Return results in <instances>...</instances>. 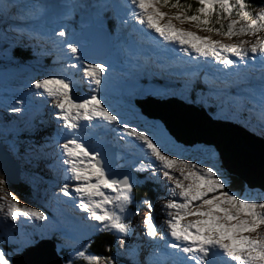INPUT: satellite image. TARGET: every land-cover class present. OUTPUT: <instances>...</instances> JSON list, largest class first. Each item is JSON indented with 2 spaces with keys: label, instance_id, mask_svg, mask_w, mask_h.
<instances>
[{
  "label": "snow or ice",
  "instance_id": "1",
  "mask_svg": "<svg viewBox=\"0 0 264 264\" xmlns=\"http://www.w3.org/2000/svg\"><path fill=\"white\" fill-rule=\"evenodd\" d=\"M76 10L78 22L72 21ZM174 21L239 42L227 45L201 37ZM0 34L5 45L0 73L9 85L27 89L20 97L6 95L5 111L31 113L23 128L0 117V264H25L23 257L42 240L55 241L57 255L34 264H121V256L140 264L139 249L145 246L150 253L144 264H264V200L228 190L225 155L214 141L202 148L211 163H193L158 122L144 119L133 104L144 94L133 87L138 77H179L182 99L206 107L216 119L255 124L264 131V0L258 5L251 0H198L195 11L181 0L54 6L0 0ZM97 49L107 58H90ZM44 56L52 57L56 67L40 78L33 72L44 69ZM76 73L90 86L86 97L75 95ZM147 94L166 99L177 92ZM49 102L56 128L37 140L48 123L43 110ZM106 145L118 149L120 161L131 159L130 171L119 170L123 163L113 166ZM20 165L37 170L33 176L42 165L62 173L51 185L54 189L58 184L59 191L48 198L58 210L69 204L84 215L46 214L21 206L6 186L7 170ZM147 182L166 194L159 212L151 199H135L134 189ZM145 205L148 214L138 230L132 218ZM85 220L95 222L88 225L92 233L115 235L114 254L87 251L91 237L87 244L80 239ZM133 235L141 242L135 247L128 243ZM105 251L112 253V248Z\"/></svg>",
  "mask_w": 264,
  "mask_h": 264
},
{
  "label": "rangeland",
  "instance_id": "2",
  "mask_svg": "<svg viewBox=\"0 0 264 264\" xmlns=\"http://www.w3.org/2000/svg\"><path fill=\"white\" fill-rule=\"evenodd\" d=\"M93 2H95V0H61V1L57 0V2L52 1V0H33L32 1V3L49 5V6H54L57 4H66V3L71 5V4H77V3L87 4V3H93ZM79 17H80V11L76 10L73 13L72 21L78 22ZM72 21H69V22H72ZM174 23H176L177 27H182L185 30L192 31L198 36L210 37L213 40H220L222 43L227 44V45L239 42L237 38H233V39L229 40L226 37L215 35L214 33L201 31L200 29H198L196 26H194L191 23H186L183 25H181L178 21H174ZM245 39H251V38L245 37ZM1 44H2V42H0V45ZM99 55H101V57L99 59H106L107 58L106 52L102 49L95 50L93 56L90 58L95 59ZM44 57H50V56H44ZM50 60H52V59H50ZM4 63L5 62L3 59L0 60V67H2L4 65ZM40 63H41V60H40ZM51 65H53L52 62H51ZM33 74L38 75L40 78H44L46 75H49L51 73L48 69L47 70L42 69V70H39L38 72H33ZM26 75L27 74L20 76V77H18V79L22 80V79L26 78ZM151 78H153L154 80L152 81ZM162 78L165 81L160 80ZM175 78H179V77H173L171 79V78H166L165 75H159V74H155V75L149 74V75H142V76L138 77L134 81L133 87L137 90L142 91L144 94L137 96L136 99L133 101V104L135 105L136 111L138 113H140V115L144 119H146L149 122H158L161 129L166 130V132L164 134L170 136L171 138H173L176 141V139L173 137V135L168 133L167 129L165 128L164 123H162L159 120V118L158 119L146 118L145 115H143L140 106L136 103V101H137V102L145 105L148 112L153 110V108H155L156 110H157V108L165 110V108H168L171 105H179V106H182L183 109H186V110L191 109V110H194L196 112L197 111H199V112L203 111V109L200 108L198 105L195 106L196 104L195 105L191 104V103L187 102L186 100H184L180 97V95L178 93L180 90V86L182 84V80L181 79H175ZM73 79L75 81H77V84H76L77 91L75 92L76 97L77 98L86 97L91 91L90 86L85 81H83L81 79L80 73H76V75L73 76ZM200 86L203 87V85H200ZM6 88L8 89L7 92H5ZM164 89L175 90L177 92V94L176 95H170L166 99H160L156 96H150L147 94L148 92H151V91L164 90ZM26 92H27V89H23V91H21L19 89V85H15V86L9 85L7 83V77L3 73H0V117L3 118L4 122L11 121L12 125H15V123H16L18 126L20 125L19 127H21V128L26 126V122L30 119L31 113L25 114L24 116H17L15 114H11L10 112L5 111L6 105L4 103V97L6 95L9 97H11V96L20 97V96L24 95V93H26ZM114 99H119V97L114 96ZM182 108H179V109H182ZM187 108H189V109H187ZM43 112H44L43 118L46 121H48V123L45 126H43L44 131L39 133L35 137V139H37V140H39L40 137L43 135H50L56 128V123H55L54 119L52 118L54 116V108H53V105L51 102H49L47 104V106L44 108ZM216 121L220 122V124L221 123L232 124L230 122L233 120L229 119V120H224L225 122H223V121L217 119ZM133 122L135 123L138 121L133 120ZM36 123L39 124V117H37ZM236 124L239 126H242L243 129L245 130L246 134L251 135L252 138L256 139L257 141H260L261 138H264V131H262L261 129H259V131H258V130H255L253 127L251 128L249 126H245L242 123H236ZM12 125H10V126H12ZM141 126H144V125H141ZM254 126L257 127L255 124H254ZM26 138H27V134L22 133L21 139H26ZM107 139H113V138L109 137ZM61 143H63V141H61ZM176 143H177V145H179V147L181 149H183V152L181 154L186 159H188L189 161H191L193 163L200 162L204 166H207L209 163H211V160L209 159L208 155L202 151V148L205 146V144L197 143V144H194L191 147H189V146L183 145L182 143H180L178 141H176ZM106 150L108 152V156H109L110 160L112 161V164L114 167L118 163H123L125 166L119 170L123 171V172L130 171V169L127 167V165L131 163L130 158L126 157L123 161H120L118 159L120 153L115 146L106 145ZM22 166H24V165H22ZM25 167H27V166H25ZM13 168L16 169L15 167H13ZM10 170L12 171L11 168H10ZM20 170H19L18 181L20 182V184L23 183L26 186H28V192H29L28 197L27 198L21 197L19 194L14 192V190L11 186L12 183L8 179H7L8 184L6 186H7V189L9 192H11L17 196V199L20 201L21 206H23L24 204H28L29 207H38L40 210L46 211V214L52 213V214L59 215L60 212H65V213H68V214H71V215L77 216V217H81L84 215L82 213H79L77 210H75L69 204H61L60 208L58 210L55 203L52 202L48 198L50 196L51 191H53V190L57 191V192L59 191V185L58 184L54 189L51 188V185L56 184L58 177L62 176V173L58 172L57 170H55L53 168H49L45 165L41 166V169L39 170L38 176L32 175V173L36 172L37 170H33L30 174L26 175L25 173H29V171L27 169H23V172L21 173V176H20ZM14 173H15V170L13 171V175H14ZM133 175H138V174L133 173ZM229 176L230 175L227 173V182L229 184V188H228L229 191H231L232 193H235L236 195H238V197H241V198H247V199L257 200V201L264 200V191L259 192V191H255L252 189H247L245 185L242 186V184H238V183L233 184L231 181V178ZM39 177H43V180L39 179ZM139 178L141 181H143V174H139ZM147 183H149V184L145 185V189L142 191V194H139V196L137 198L140 201L144 198H149L147 196H151V198H152L151 200L154 202V205H155L157 211L159 212V210L161 209V207L163 206V204L166 201V198H167L166 194H165L164 190L162 188L157 187V185H155L151 182H147ZM185 183H187V182H185ZM69 186L72 187V184H70ZM150 186H152L153 189L150 188ZM149 189H151V190H149ZM0 195H3V193H0ZM147 214H148V209H147V206L145 205V206L141 207L139 215L132 218V223L133 224L137 223V227L140 230H142L144 228L143 219ZM188 218L193 219V217H188ZM188 218H186V219H188ZM164 219H165V216L163 214H160L159 222L162 223ZM183 222L184 221H182V223ZM89 223H95V222H89L86 220L82 221V230L83 231H82V236L80 239H81V242H83V243H85L87 240L89 241V236H91V233H92L88 227ZM2 228H3V225L0 224V229H2ZM21 231H24V229H21ZM108 234L111 236V238L113 239V242L115 243V241H116L115 235H113L111 233H108ZM253 235H257V234L253 233ZM133 241H135V240H133ZM43 242H44L43 240L40 241V244ZM131 242H132V240L128 241L129 244ZM39 247L40 248H38V250L36 248L35 249L37 251H41L43 259H45V260L53 259L50 252L48 253V252L44 251V248H45L44 244H41ZM116 247L117 246L115 243L113 254L116 252ZM33 251H34V249H33ZM144 251L150 253V249H148V248L146 249V247H145ZM138 257L140 260V257H142L141 253H139ZM118 259L120 260L121 264H132V261L127 256H121ZM27 260H28L27 258L24 259L25 262ZM142 260H145V258L142 257ZM75 262H76V264H84V262L82 260H76ZM140 264H144V262L141 261Z\"/></svg>",
  "mask_w": 264,
  "mask_h": 264
},
{
  "label": "water",
  "instance_id": "3",
  "mask_svg": "<svg viewBox=\"0 0 264 264\" xmlns=\"http://www.w3.org/2000/svg\"><path fill=\"white\" fill-rule=\"evenodd\" d=\"M136 103L147 118H159L168 133L185 146L191 147L197 143L205 144L206 141H214L218 145L217 151L223 152L225 155V161L222 163H226L227 173L243 181L247 189L264 191L263 141H257L251 135L246 134L244 129L234 124H220V122L211 119L204 111L196 112L191 109H183L179 105H171L165 110L153 108L148 112L145 105L137 101ZM11 169L12 171L10 168L7 170V179L16 185L19 182V170L18 167L16 169L11 167ZM38 248L40 247L36 249L38 250ZM36 249L34 248V251L32 250L24 256L28 259L25 264H34V262L45 260L42 253L39 255L41 251ZM44 251L50 252L52 258L56 256L49 245L45 246Z\"/></svg>",
  "mask_w": 264,
  "mask_h": 264
},
{
  "label": "trees",
  "instance_id": "4",
  "mask_svg": "<svg viewBox=\"0 0 264 264\" xmlns=\"http://www.w3.org/2000/svg\"><path fill=\"white\" fill-rule=\"evenodd\" d=\"M181 2L182 3L190 4L193 11H195V9L198 7V3H196V2H194L192 0H181ZM251 2L253 4L256 3L258 5L259 3L262 2V0H251ZM3 48L4 47H2V49ZM16 51H19V50L17 49ZM0 52H2V50H0ZM229 177L231 178V181H232L233 184L234 183L235 184L236 183L242 184V181L240 179H238L237 177H235V176H229ZM11 186H12L14 192H16L17 194H19L21 197H24V198H27L28 197V195H29L28 186H26L25 184L18 183L16 185L12 184ZM136 193H138V191L136 192L134 190V196L136 195ZM114 245L115 244H114L111 236L101 233L97 237H95V238L93 237L91 239V245L88 248V250L90 252L94 253V254H97V255L108 256V255H111L114 252ZM109 246L112 248V253H109V252L105 251V249L107 247H109ZM75 264H76V262H75Z\"/></svg>",
  "mask_w": 264,
  "mask_h": 264
},
{
  "label": "bare ground",
  "instance_id": "5",
  "mask_svg": "<svg viewBox=\"0 0 264 264\" xmlns=\"http://www.w3.org/2000/svg\"><path fill=\"white\" fill-rule=\"evenodd\" d=\"M21 2L22 3H29V0H21ZM67 4V3H66ZM108 15H110V14H108ZM187 59V58H186ZM258 67V66H257ZM166 76V75H165ZM169 78H173L172 76L170 77V76H168ZM176 79V78H175ZM162 110V109H161ZM161 112V111H160ZM163 219V218H162ZM189 219V218H188ZM138 230H140L138 227H137V223H134L133 224ZM141 228V227H140ZM132 240V242L130 243L133 247H135L138 243H141L140 241H137L136 240V237H135V235H133V237H131L130 238V241ZM133 240H135V241H133ZM146 247V246H145ZM145 247H141L140 249H139V253H141V256L143 257V258H147L148 256H149V253L148 252H145L144 251V249H145ZM148 247H146V249H147ZM149 249V248H148ZM39 255H41V252H39ZM138 256H139V254H138ZM142 257H140V260H139V257H137V259L139 260V262H141V261H145V260H142ZM24 259H25V257H23ZM23 259V260H24Z\"/></svg>",
  "mask_w": 264,
  "mask_h": 264
}]
</instances>
